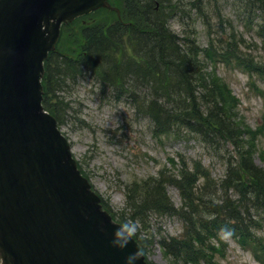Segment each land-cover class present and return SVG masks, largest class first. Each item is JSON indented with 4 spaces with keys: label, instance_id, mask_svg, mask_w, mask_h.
<instances>
[{
    "label": "trees",
    "instance_id": "16d2710c",
    "mask_svg": "<svg viewBox=\"0 0 264 264\" xmlns=\"http://www.w3.org/2000/svg\"><path fill=\"white\" fill-rule=\"evenodd\" d=\"M110 1L120 10V20L114 12L101 9L85 24L76 20L61 27L57 51L50 53L44 64L45 110L59 125L60 113L67 107L58 100V92L87 74L101 94L128 99L150 121L151 132L158 139L189 135L213 150L219 143L231 146L235 152L228 153L224 175L215 184L200 163H194L190 171L182 160L170 174L159 171L140 184L126 186L122 213L127 209L125 218L142 227L148 215L182 221L180 236H160L155 242L171 264L209 263L210 241H218L223 232L231 234L242 249L264 255V237L256 235L264 228V165H257L252 157L256 132L248 133L240 126L229 86L207 70L205 57L190 35L180 39L170 28L172 20L185 25L191 14L202 15L203 2ZM234 1L242 9V19L255 22L257 35L264 40V0ZM226 39L241 45L231 33ZM231 44L215 59L225 65L234 61L236 66L251 70L249 78L264 79V62L244 60L238 51L233 56ZM246 137L249 141L245 143L242 138ZM165 185L179 191L177 207L167 196ZM140 232L134 238L145 254L146 243L152 245L154 235L147 234L142 240Z\"/></svg>",
    "mask_w": 264,
    "mask_h": 264
},
{
    "label": "water",
    "instance_id": "95a60500",
    "mask_svg": "<svg viewBox=\"0 0 264 264\" xmlns=\"http://www.w3.org/2000/svg\"><path fill=\"white\" fill-rule=\"evenodd\" d=\"M107 0H0V264H124L114 222L44 111L43 63L61 23ZM139 264H147L145 257Z\"/></svg>",
    "mask_w": 264,
    "mask_h": 264
},
{
    "label": "rangeland",
    "instance_id": "374dc122",
    "mask_svg": "<svg viewBox=\"0 0 264 264\" xmlns=\"http://www.w3.org/2000/svg\"><path fill=\"white\" fill-rule=\"evenodd\" d=\"M201 2L202 15L191 14V19L185 25L172 20L170 28L180 39L189 34L190 40H194L198 51L205 57L207 70L217 73L229 86L236 99L235 110L240 117V126L242 124L244 131L256 132L252 136L255 142L252 157L257 165L263 167L264 79L260 76L249 78L250 69L236 66L234 61L225 65L215 58L225 51L226 44H231L226 39L231 33L241 43L231 44L233 56L238 51L244 60L264 62V40L257 35L255 22L245 21L244 17L242 19L243 12L236 1ZM225 40L226 43L221 46ZM97 86L96 81L86 74L75 82L67 83L58 92V100L62 106L66 105L64 108L67 107L60 113L59 129L68 139L72 157L76 159L85 178L116 219L123 220L126 213L129 214L127 209L122 213L126 207V186L131 182L140 184L145 179L157 176L159 171L170 174L182 164V160L189 165L190 171L194 169V163H200L213 184L221 180L226 167L225 160L228 153H232L231 146L224 147L219 143L217 149L213 150L189 135L184 139H158L151 132L150 121L138 113L128 99L115 100L109 93L101 94ZM242 140L245 143L249 141L247 137ZM165 188L171 202L176 207L180 205L177 188L169 185H165ZM146 222L144 227H138L142 240L147 234L154 235V243H146L147 260L151 264H171L169 257L163 254L155 242L160 236H180L182 221L169 216L148 215ZM257 234L264 237V229ZM217 238L218 241H210L213 249L208 251L211 256L209 263L195 264H264V255L244 251L230 234L223 232Z\"/></svg>",
    "mask_w": 264,
    "mask_h": 264
},
{
    "label": "clouds",
    "instance_id": "9594fccd",
    "mask_svg": "<svg viewBox=\"0 0 264 264\" xmlns=\"http://www.w3.org/2000/svg\"><path fill=\"white\" fill-rule=\"evenodd\" d=\"M112 239L110 245L118 250L123 251L130 243L133 242V237L139 231L138 224L127 218H124L121 223L113 224ZM142 258V253L139 249L129 252L124 258V264H139Z\"/></svg>",
    "mask_w": 264,
    "mask_h": 264
},
{
    "label": "bare ground",
    "instance_id": "6f19581e",
    "mask_svg": "<svg viewBox=\"0 0 264 264\" xmlns=\"http://www.w3.org/2000/svg\"><path fill=\"white\" fill-rule=\"evenodd\" d=\"M171 23V22H170Z\"/></svg>",
    "mask_w": 264,
    "mask_h": 264
}]
</instances>
